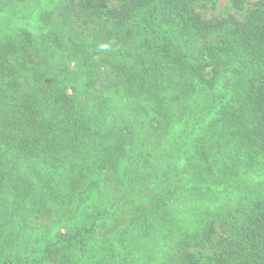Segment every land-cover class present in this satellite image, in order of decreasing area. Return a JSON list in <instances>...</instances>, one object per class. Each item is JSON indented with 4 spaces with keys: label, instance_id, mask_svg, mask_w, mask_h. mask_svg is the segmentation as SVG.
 Returning a JSON list of instances; mask_svg holds the SVG:
<instances>
[{
    "label": "trees",
    "instance_id": "trees-1",
    "mask_svg": "<svg viewBox=\"0 0 264 264\" xmlns=\"http://www.w3.org/2000/svg\"><path fill=\"white\" fill-rule=\"evenodd\" d=\"M220 1L58 0L42 38L0 36V264H264V0H229L244 16ZM140 98L168 124L207 126L223 152L215 178L198 160L185 186L171 159L186 133L146 143ZM95 175L97 215L133 210L121 233L100 237L95 218L22 255L16 216L69 212ZM220 186L238 196L231 209L192 230L176 219L182 203H216Z\"/></svg>",
    "mask_w": 264,
    "mask_h": 264
},
{
    "label": "rangeland",
    "instance_id": "rangeland-1",
    "mask_svg": "<svg viewBox=\"0 0 264 264\" xmlns=\"http://www.w3.org/2000/svg\"><path fill=\"white\" fill-rule=\"evenodd\" d=\"M57 4L58 0H38L28 4L12 6L7 10L0 11V36L12 33L17 35V37H25L28 33H31L36 38H42L47 32V26L43 21V14L48 11L56 10ZM218 8L220 14L227 15L229 13H236L240 16L245 15V11L235 9L229 0H221ZM70 68L72 72H78V67L74 64L70 65ZM67 84L71 91L73 90V86H78L75 84L74 80L67 81ZM228 95H230L229 92ZM228 95L221 96L222 99L217 102L218 106L221 103L227 102L229 98ZM118 99L117 104L119 107H129V103L126 99L122 97H118ZM139 101H142V104L149 108L147 111L139 109L142 136L146 143L152 145L154 148L162 149V146H166L175 134L180 131L186 133L184 139L185 151L181 152L178 158L171 159L174 168L183 177L185 186L190 187L192 183L196 182L192 176L191 168H193L198 160L199 163H204L206 167L211 166L215 173L213 177L215 178L217 176L218 170L215 163H217L218 157L221 156L223 152H220V142L218 139L213 140L212 137H206L207 126H202L196 130H185V121L179 119L174 121V118H172V122L168 124L166 120L163 119V116L158 113L157 110H153L152 105L148 104L149 102L155 104V102L149 100L143 101L141 98ZM218 111L217 109L214 112L210 120L217 117ZM167 150L168 148H166V153L168 154ZM196 155L198 159L194 157ZM207 171L208 170L205 169V172ZM92 177L94 180L93 185L96 187V180H99L98 187L102 188L104 180L96 175ZM93 180L90 179L88 181L87 193H83L80 197L78 195V198L73 203L72 209L69 211L70 213L66 212L64 209L61 210L62 212L59 214L55 213L51 218L48 216H36L31 213H25L24 216H16L14 225L20 242L17 247L23 252L22 255L28 254L29 257L35 256L39 258V255L43 254V249L48 242L57 239L60 234L74 233L83 226H91L95 218H97L96 228L100 237L106 239L121 233V230L124 229L131 219L133 210L126 209V207H122L121 205H114L110 206L102 215H97V210L95 212L93 201L97 193L99 194L100 189L96 187L93 190V186L91 187L90 185V182L92 183ZM146 182L148 181L146 180ZM224 187L225 186H220L212 189L211 193L218 196V200L214 204H212L213 202L207 201H198L196 203L185 202L180 204L177 208L176 219L181 222L182 225L192 230L204 218L212 217L218 210H223L225 212L231 209L233 203L237 202L236 199L238 196L234 191ZM5 201L11 203V198H6ZM140 202H142V205H146L144 198H142ZM10 250L12 252L13 248L11 247Z\"/></svg>",
    "mask_w": 264,
    "mask_h": 264
}]
</instances>
